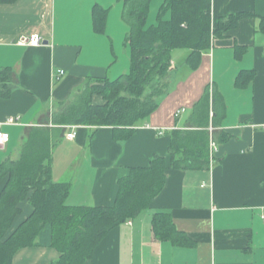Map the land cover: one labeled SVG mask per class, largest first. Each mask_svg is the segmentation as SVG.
<instances>
[{"label": "crops", "instance_id": "0c3cea01", "mask_svg": "<svg viewBox=\"0 0 264 264\" xmlns=\"http://www.w3.org/2000/svg\"><path fill=\"white\" fill-rule=\"evenodd\" d=\"M154 1L159 10L164 0H152L151 8ZM97 6L106 11L99 30ZM124 10L123 0H0V131L9 135L0 145V165L19 158L33 127L57 126L54 113L89 80L129 72ZM240 12L251 16L215 34L197 66L188 62L191 49L173 50L168 91L129 137L118 138L111 126L64 125L52 176L71 184V206H111L132 168L149 166L155 155L168 163L161 192L112 228L84 264H264V0L211 1L213 28ZM33 33L41 45L18 44ZM208 91L220 95L216 106L211 95L207 129L216 149L210 143V167L175 168L170 131L195 128L194 108ZM10 118L19 121L10 124ZM71 131L74 139L67 137ZM21 207L13 228L33 212L28 200ZM157 213L169 215L173 226L157 232ZM59 257L55 247L31 246L17 251L13 262L49 264Z\"/></svg>", "mask_w": 264, "mask_h": 264}, {"label": "trees", "instance_id": "16d2710c", "mask_svg": "<svg viewBox=\"0 0 264 264\" xmlns=\"http://www.w3.org/2000/svg\"><path fill=\"white\" fill-rule=\"evenodd\" d=\"M123 1L124 17L130 26L129 72L116 79L89 80L72 101L54 113L57 126L33 127L19 158L0 165V183L6 180L0 192V264H14L17 251L31 246L57 248L60 257L49 264H84L112 228L146 208L165 185V156L155 155L149 166L132 168L120 180L118 196L111 206L67 204L71 184L56 182L52 176L53 149L65 131L64 125L111 126L118 138L129 137L168 91L173 50L191 49L188 62L197 66L215 34L222 36L236 27L240 19L251 16L247 12L231 14L220 18L213 28L212 0H164L157 13L158 23L148 25L152 0ZM166 13L171 14L169 19H164ZM93 17L97 30L105 26V10L95 7ZM238 80L242 81V73ZM211 95L215 106L218 103V91L205 94L194 108V129L170 131L173 167H210L211 137L207 125ZM96 97H100L99 101H95ZM216 140L220 142L217 137ZM24 200L33 206V212L13 228ZM172 223L166 213L154 217L157 232L166 225L173 226Z\"/></svg>", "mask_w": 264, "mask_h": 264}, {"label": "built area", "instance_id": "2783aa9c", "mask_svg": "<svg viewBox=\"0 0 264 264\" xmlns=\"http://www.w3.org/2000/svg\"><path fill=\"white\" fill-rule=\"evenodd\" d=\"M43 42L42 37L37 34V33H33L30 35H23L19 38L18 40V44L20 45H27V46H39L41 45ZM64 73L63 69L58 70V74L62 75ZM185 111V108L179 109L176 112V115H180L181 112ZM19 118H10L8 120V123L10 124H15L18 123ZM67 137L69 139H74L76 137V131H71L67 133ZM9 139V135L3 131H0V145H3L5 142H7ZM211 146L216 149V143L212 142Z\"/></svg>", "mask_w": 264, "mask_h": 264}, {"label": "rangeland", "instance_id": "374dc122", "mask_svg": "<svg viewBox=\"0 0 264 264\" xmlns=\"http://www.w3.org/2000/svg\"><path fill=\"white\" fill-rule=\"evenodd\" d=\"M155 4H156V1H154L153 6L151 8L152 9V14H150V16L148 18V25H150L152 23H155V24L158 23V18L156 17L157 16V13H158L157 12L158 10L155 8ZM156 6H158V5L156 4ZM170 16H171L170 13H166V15L164 16V19H169Z\"/></svg>", "mask_w": 264, "mask_h": 264}]
</instances>
